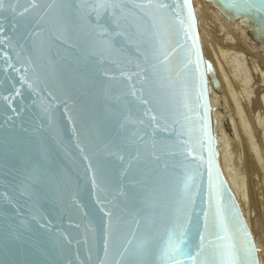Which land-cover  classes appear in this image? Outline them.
<instances>
[{"label":"water","instance_id":"obj_1","mask_svg":"<svg viewBox=\"0 0 264 264\" xmlns=\"http://www.w3.org/2000/svg\"><path fill=\"white\" fill-rule=\"evenodd\" d=\"M204 1L243 22L248 41L264 38L259 0ZM164 2L157 11L125 0L119 48L91 35L99 17L87 0H11L15 11L7 3L0 11V264H163L181 225L192 258L180 260L199 264L200 235L216 242L210 183L237 243H247L239 227L261 264L219 164L210 100L219 83L197 11L192 0ZM159 39L183 45L167 71L152 57Z\"/></svg>","mask_w":264,"mask_h":264},{"label":"bare ground","instance_id":"obj_2","mask_svg":"<svg viewBox=\"0 0 264 264\" xmlns=\"http://www.w3.org/2000/svg\"><path fill=\"white\" fill-rule=\"evenodd\" d=\"M192 5L202 50L219 83L210 98L220 129L219 164L264 264V38L248 41L243 22L226 20L207 1Z\"/></svg>","mask_w":264,"mask_h":264},{"label":"snow or ice","instance_id":"obj_3","mask_svg":"<svg viewBox=\"0 0 264 264\" xmlns=\"http://www.w3.org/2000/svg\"><path fill=\"white\" fill-rule=\"evenodd\" d=\"M18 2V0H17ZM34 2V0H33ZM253 3H256L257 0H252ZM6 3L9 5L11 11L15 9L11 8V0H0V11L4 10ZM143 3L147 5H153L155 3L156 10L168 9L170 6L164 2V0H141L140 4H137V7H142ZM185 5L190 4V0H184ZM260 8L264 9V0H259ZM87 5L93 9L94 13L98 14L99 18L94 19L96 28L92 30L91 35L94 36L99 43H104L105 41L110 40L112 42L113 48H119L118 43L119 38L126 35L127 30L123 29L121 26V19H124L127 22V17L124 16L125 12V0H87ZM102 10V11H101ZM27 11V9H25ZM147 15V13H146ZM191 12L189 11V18L191 19ZM92 14L90 13V18ZM105 17H108V22H105ZM153 25L157 24L155 17H152ZM179 25L182 27L185 36L191 35L190 28L192 27L189 24L187 27H184V21L179 20ZM134 31H139V29L133 28ZM3 29L0 28V32ZM114 34V35H113ZM160 33L157 32V36ZM131 38V37H129ZM183 45L177 44L175 47H172L168 41L164 39H159L154 42L152 57L156 60L160 66L163 67L164 71H167V65L169 63V58L176 52L177 48H182ZM197 55H199L197 53ZM189 63H192L190 52L187 54L185 68ZM155 68L156 65H153ZM197 68L199 65L197 64ZM203 77L201 76V80ZM132 95H135L133 92ZM203 96V92L199 94ZM161 117L152 116V122H158V119ZM211 177V171L209 173ZM187 189V184L185 185ZM210 197H214L216 200L215 212L212 213L213 223L217 229L216 232V242L209 240L207 244L205 243V237L203 234L199 237V242L197 245L196 256H202L203 259L199 261V264H256L254 259V253L256 249L253 247L252 241L248 239V234L245 229L237 227V232H243L244 237L247 240L246 245H241L237 243L236 233L229 230V224L224 216V209L220 202L219 192L216 190L215 186L210 183ZM191 201V197H189ZM206 223L205 229L208 228V214H205ZM129 244L131 241L128 242ZM191 247L190 237L187 229L184 226H179L178 228L171 231L168 235V238L165 242L163 249V256L161 260L163 264H182L180 258L184 256L191 257V252L189 248ZM127 251V248H125Z\"/></svg>","mask_w":264,"mask_h":264}]
</instances>
